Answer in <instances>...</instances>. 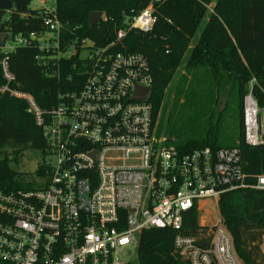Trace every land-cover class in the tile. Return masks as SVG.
<instances>
[{"label": "built area", "instance_id": "built-area-1", "mask_svg": "<svg viewBox=\"0 0 264 264\" xmlns=\"http://www.w3.org/2000/svg\"><path fill=\"white\" fill-rule=\"evenodd\" d=\"M36 1L40 7L33 9L43 11L46 32L28 38L7 34L0 92L27 101L43 130L46 148L37 173L42 183L0 190V264H132L125 259L127 248L138 250L150 230L172 232L174 254L187 264H242L220 212L204 236L186 235L184 220L193 210L203 213L208 202L220 210L221 198L230 193H264V174L245 171L238 146L188 152L168 146L157 134L151 105L133 99L136 87L151 88L147 58L116 52L117 42L97 47L86 38L61 46L68 24L54 3ZM154 13L152 2L126 22L117 41L130 30L150 33ZM34 43L42 52L56 51L57 59L79 48L86 65L81 87L59 93L47 111L11 88L8 54ZM257 85L253 78L242 101L244 143L251 148L264 146Z\"/></svg>", "mask_w": 264, "mask_h": 264}, {"label": "trees", "instance_id": "trees-1", "mask_svg": "<svg viewBox=\"0 0 264 264\" xmlns=\"http://www.w3.org/2000/svg\"><path fill=\"white\" fill-rule=\"evenodd\" d=\"M12 9L3 15L0 33L11 38H28L44 33L43 11L35 10V0H10ZM54 3L57 15L67 29L61 34L65 41L89 39L104 47L117 42L116 52L144 55L152 76L151 96L153 122L161 125L168 102L165 91L170 89L182 66L183 74L173 88L175 94L168 113V125L182 119V111L190 118L188 131L184 125L167 129L168 146L183 152L197 148L219 149L238 146L242 151L245 171L264 174V146L251 148L244 143L242 101L247 85L254 78V90L260 106H264V0H43ZM153 2L157 22L150 33L127 31L122 41L117 33L127 29L126 22ZM211 6V9L209 8ZM93 12L105 14V20L91 26ZM8 19V20H7ZM205 21L203 28L201 24ZM199 33V35H198ZM196 39V40H195ZM195 40V42H194ZM79 47V46H78ZM0 53V90L5 84ZM8 68L14 75L12 90L30 95L37 106L47 111L56 106L58 94L81 87L85 78V61L77 51L67 58H56V51L42 52L36 43L20 46L8 54ZM72 77V81L68 78ZM208 84L207 97L197 98L198 90ZM234 90L240 102L241 131L226 145L223 143L219 95ZM199 119H209L201 130ZM159 136V134H158ZM46 148L42 128L36 124L27 101L0 92V190L28 189L19 182L9 162L25 150L33 149L44 156ZM42 162V161H41ZM41 164V163H40ZM40 172V166L38 173ZM220 215L230 233L236 255L243 264H264V193L236 191L220 200ZM193 210L185 216V234L207 235ZM174 234L168 230H150L140 238L136 264H187L173 251ZM209 240V239H208ZM208 241L200 244L205 246Z\"/></svg>", "mask_w": 264, "mask_h": 264}, {"label": "rangeland", "instance_id": "rangeland-1", "mask_svg": "<svg viewBox=\"0 0 264 264\" xmlns=\"http://www.w3.org/2000/svg\"><path fill=\"white\" fill-rule=\"evenodd\" d=\"M40 7V4L36 2L32 3V7ZM211 9V6H209ZM105 20V14L102 13V19L101 22ZM205 24V21L200 26V30L203 28V25ZM199 35V33H198ZM196 40V39H195ZM194 40V42H195ZM65 47H63L64 49ZM62 49V50H63ZM73 53V49L70 47L66 54L70 55ZM184 66L180 68L178 71L174 82L170 89L165 91V100L168 102V107L166 110V113L164 114L163 118L161 119V125L158 127L157 123V134L159 136L166 137L169 133H167V129H172L175 126H181L184 125V130L188 131V125L190 122V118H194L195 115H191L188 113L187 108L182 111V119H178L179 122H172V124L168 125V113L170 111V108L172 107V103L174 101V92L173 88L178 82L179 76L183 74ZM209 88L208 84H204L197 92V98L203 99L204 97H207L208 93L207 90ZM219 107L220 111L225 110V114H223V117L221 119L222 128H221V134H222V140L223 143L226 145L227 143H230L234 138H237L241 131V125H240V102L238 97L235 94L234 90H229L226 93H222L219 95ZM198 127L203 130L205 126H207L209 123V119H199ZM43 159V156L41 152L33 149L25 150L22 154H20L17 157H13L9 162V168L13 170L17 174V178L19 182L24 184L25 186H32L34 188H37L42 181L37 178L38 169L40 166V163ZM205 203V202H203ZM217 218H219V209L217 205H215L213 202H208L206 207L203 210V213H200L199 215V225L200 227H209L210 225H213ZM210 229V227L208 228ZM262 252L264 254V239L262 244ZM125 259L130 260L132 264L137 263V249L136 247L127 248Z\"/></svg>", "mask_w": 264, "mask_h": 264}, {"label": "water", "instance_id": "water-1", "mask_svg": "<svg viewBox=\"0 0 264 264\" xmlns=\"http://www.w3.org/2000/svg\"><path fill=\"white\" fill-rule=\"evenodd\" d=\"M12 9V3L10 0H0V11L8 12ZM3 15L0 14V24L2 21ZM102 12H93L89 17V23L91 26L97 25L101 23ZM8 39V35L5 33H0V53L2 48L5 45V42ZM136 91L134 93L133 99L138 102L146 103L149 101L151 96V88H141L136 87ZM243 264V263H242Z\"/></svg>", "mask_w": 264, "mask_h": 264}]
</instances>
